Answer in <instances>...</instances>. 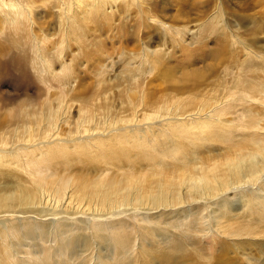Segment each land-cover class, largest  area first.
I'll return each instance as SVG.
<instances>
[{"label":"rangeland","instance_id":"374dc122","mask_svg":"<svg viewBox=\"0 0 264 264\" xmlns=\"http://www.w3.org/2000/svg\"><path fill=\"white\" fill-rule=\"evenodd\" d=\"M75 1L0 0V151L6 152L0 161L6 169H0V200L12 195L15 188L17 192L38 189L22 188L23 184L29 185V177L27 172L17 170L28 167V162H20L18 157L26 144L50 140L53 143L45 148L60 154L83 146L80 144L91 135L98 140L95 133L116 132L112 143L105 144L106 157L115 167L143 168L156 164L158 153L171 152L175 147L188 160L196 158L206 163V152L212 151V156L224 154L227 144L236 150L242 143L239 140L249 138L248 123L264 116L260 101L251 103L245 97H264V0H137L140 5H125V0L107 4L96 0L94 4L106 8H87L91 15L74 5ZM30 10L32 21L19 19V14L27 17ZM175 102L184 105L183 112L175 113ZM146 103L148 106H142ZM164 105L170 106V119H187L188 133L168 125V121L159 125L156 119L144 118L159 113ZM217 105L226 108L214 113V122L206 127L199 115L206 119V112L210 114ZM87 110L110 124L95 130L93 123L86 122ZM135 114L138 121L124 122ZM41 115L55 123L51 121L48 127L47 121L32 122ZM151 121L156 126H143ZM31 122L33 135L25 140L18 138L28 134L25 126ZM208 130L210 135H206ZM135 132L145 133L143 142L130 144L135 140L126 135ZM47 135H54L58 141L44 139ZM131 159L133 163H129ZM64 161L59 165L56 162L54 168L63 175L76 173L75 163ZM111 174H116V169ZM8 208L0 210V264H14L12 249L21 252L23 259L29 258L27 246L39 254L44 249L49 253L55 245L54 237L66 248L64 252L74 249L77 254L81 249V238L73 241L66 230L55 231L51 224L41 231H24L16 238L11 224L14 217ZM258 218L246 213L237 220L229 218L227 225L247 227L253 233L251 237L222 232L214 252L206 244L196 245L206 260L193 264H264V223ZM173 220L169 213L166 222ZM132 225V221L125 223L119 240V232L95 238L100 242L87 235L85 240L99 243L100 255L113 258L114 254H125L124 248H134L136 234L129 229ZM170 231L164 238L155 236L144 250H152L156 257V253L166 255L157 250L175 247L177 257L184 262V251L188 249L183 245L185 241ZM174 233L176 236L171 237ZM108 248L109 253L105 251ZM59 260L54 257V261ZM143 261L141 257L139 263ZM154 262L149 264H165L162 258Z\"/></svg>","mask_w":264,"mask_h":264},{"label":"bare ground","instance_id":"6f19581e","mask_svg":"<svg viewBox=\"0 0 264 264\" xmlns=\"http://www.w3.org/2000/svg\"><path fill=\"white\" fill-rule=\"evenodd\" d=\"M95 1L87 3L78 0L74 2V5L83 9L106 8V5L94 4ZM111 1L114 0H103L105 4ZM125 5H140V3L137 0H125ZM11 7L12 10H16L15 7ZM90 9H87L85 14H88ZM76 11L80 12V10ZM76 15L80 14L76 13ZM19 16V19L27 22L33 19L32 10L28 11L27 17L23 14ZM73 19L77 18L73 17ZM245 97L251 103L260 101L259 105L264 108V97L253 98L250 94ZM145 105L148 106L147 103L142 106ZM175 105L176 114L184 111L182 103L175 102ZM167 106L164 105L159 113L146 114L144 118L156 119L159 125L168 121V125L185 129V133H188L187 119L180 120L178 116L170 119L172 111L170 106ZM208 106L206 103V108ZM225 108L217 105L210 114L209 111L206 112V119L201 114L198 115L201 120L206 121V127H211L214 122V113L217 114ZM86 113L87 124L93 123L95 130H101L110 124L109 121V124H106V120L101 122L100 119H96L97 116L88 110ZM137 116L135 114L132 120L126 119L124 122L130 123L136 120ZM40 117L41 119L37 118L32 122L39 124L47 121L48 127L55 123L51 118L46 119L43 115ZM55 117L56 121L57 116ZM138 120L139 118L136 121ZM155 121L143 126H156ZM32 122L25 126V132L29 129L28 134L22 133L18 138L23 137L25 140L33 135ZM248 126L250 136L247 140L246 138L239 140L242 143L238 145V149L234 150L227 144L224 154L212 156L210 155L212 151L206 152V163L195 160L196 158L188 160L187 155L181 154L175 147V150L171 152L158 153L156 164L149 163L143 168H134V165L128 168L115 167L106 157L104 147L105 144L112 143L116 132L95 133L98 140L91 135L84 144H80L85 147L76 146L73 150L60 154L53 153L49 147L45 148L53 143L50 140L34 145L26 144L27 147H24L25 150L18 157L20 162L27 161L28 167H23L21 170L17 168V170L27 172L29 177V185L23 184L22 188L30 189L37 186L38 189L29 192L19 189L17 192L15 188L13 193L15 195L2 196L0 210L9 207L8 211L14 217L11 218V224L14 225L17 233L16 238H19L24 231L31 233L35 230L41 231L51 224L55 231L59 228L66 230L70 236H73V241L81 238L79 241L81 249L77 254L74 249L64 252L66 248L54 237L55 245L49 253L47 249H44L43 253L39 254L34 252L31 246H27L29 258L23 259L21 252L12 249L10 256L14 264H64L62 259L65 264H98V262L99 264H140L141 257L145 260L142 264L155 263L154 261L160 258L165 261V264H193L194 261L198 260L197 262L200 263L199 260L203 259L202 253L196 250L198 248L196 245L206 244L211 246L214 252L216 239L223 237L222 232L225 235L232 234L234 237H251L253 233L249 228L235 229L232 225H227L229 218L237 220L240 214L245 213L248 216L259 217L257 220L262 219L260 221L264 223V181H262L264 178V116L249 122ZM209 131L211 130L206 131V135H210ZM152 133L155 134L154 130ZM144 135L145 133L135 132L132 136L126 135V138L135 140L130 142L135 144L143 142L141 140ZM49 138L58 141L54 139V135H47L44 139ZM208 144L206 142V146ZM36 153L38 155L34 156ZM2 155H6V152L0 151V161L3 159ZM169 155L170 158H168ZM73 157L75 161L69 160ZM63 160L64 162L67 160L68 164L75 163L76 173L68 171V174L63 175L61 170L54 168L56 162L59 165ZM183 160L186 162H182ZM170 161L181 162H175L177 164L174 165ZM133 162L132 159L129 161V163ZM16 163L19 164L18 161ZM176 167L178 170H175ZM0 169L6 170L1 165ZM115 169L116 174H111ZM169 213L174 216L172 222H166ZM115 215L118 217L114 220L112 216ZM129 221L133 223L132 228L130 226L129 229L136 235H134V248L123 247L126 250L125 254H114L113 258L103 257L99 253V243L94 245L85 240L84 235H87L94 241L100 242L95 238L99 236L106 238L118 232L116 240H119L123 236L121 230ZM118 222L125 223L118 226L116 224ZM170 229L184 239L183 245L188 248L184 251L187 254L183 256L186 259L184 262L177 257L175 247L170 250H157L166 255L156 253V257L152 255V250L150 252L144 250V248L148 249L146 246L150 244L148 242L151 239L157 235L164 238L171 232ZM143 230L144 232L140 235ZM150 230L154 232L147 233ZM176 233L171 237H175ZM208 239H211L212 243ZM42 245L46 246V243L42 242ZM105 251L109 253V248ZM54 257L60 260L54 261ZM204 260L206 257L202 261Z\"/></svg>","mask_w":264,"mask_h":264}]
</instances>
